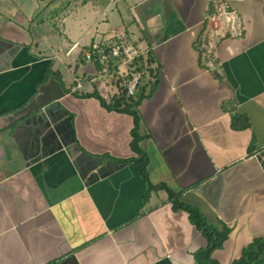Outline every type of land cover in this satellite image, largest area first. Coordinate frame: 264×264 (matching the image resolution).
Returning <instances> with one entry per match:
<instances>
[{"label": "crops", "instance_id": "1", "mask_svg": "<svg viewBox=\"0 0 264 264\" xmlns=\"http://www.w3.org/2000/svg\"><path fill=\"white\" fill-rule=\"evenodd\" d=\"M215 1L0 0V264H197L207 245L166 191L144 203L146 181L120 161L133 118L103 105L119 78L94 81L85 58L118 34L158 68L139 107L151 183L232 228L220 264L264 238V0H225L242 26L211 67L200 43Z\"/></svg>", "mask_w": 264, "mask_h": 264}, {"label": "trees", "instance_id": "2", "mask_svg": "<svg viewBox=\"0 0 264 264\" xmlns=\"http://www.w3.org/2000/svg\"><path fill=\"white\" fill-rule=\"evenodd\" d=\"M174 31L168 32V35H172ZM141 61L144 62L143 59ZM155 60L152 54L148 55L147 63L149 65V77L151 82V91L149 94H145L143 88L139 94L134 97L127 96V92L121 88L120 94L114 98L113 105L109 106L104 100L98 96L103 105L113 110H119L120 112L126 113L133 118V128L131 131V150L134 156L129 159H120L122 163L133 162L138 168V173L147 184V191L143 198V202L146 203L152 192L164 190L168 193L169 200L173 204L175 211L184 210L189 214L191 223L201 232L207 241V245L200 249L195 254L197 264H220L213 258V253L221 249L224 243L229 239V235L232 231L227 225H223L221 228L210 224L201 210L189 204H186L181 200V193L175 192L167 184L161 183L154 185L149 179L148 167L150 164V158L148 153L143 149L142 143L146 139L145 134L142 133V117L139 111V107L142 101L150 97L153 91L156 89L158 83V68L153 67ZM149 82V83H150ZM241 120H244V125L238 126ZM249 121L246 116H235L234 117V128H248ZM264 257V238L255 239L248 247L243 250L242 256L234 261L232 264H254L256 261ZM55 264V263H51Z\"/></svg>", "mask_w": 264, "mask_h": 264}, {"label": "built area", "instance_id": "3", "mask_svg": "<svg viewBox=\"0 0 264 264\" xmlns=\"http://www.w3.org/2000/svg\"><path fill=\"white\" fill-rule=\"evenodd\" d=\"M214 4L216 12L208 16L205 26L207 29L200 43L202 59L211 67L219 41L226 37L227 33L231 36L239 35L238 30L242 26L239 15L225 0H216ZM85 58L100 69V74L94 77V81L106 75H117L127 96H136L142 80L149 76L145 52L125 34H118L113 45L92 44L85 53Z\"/></svg>", "mask_w": 264, "mask_h": 264}, {"label": "rangeland", "instance_id": "4", "mask_svg": "<svg viewBox=\"0 0 264 264\" xmlns=\"http://www.w3.org/2000/svg\"><path fill=\"white\" fill-rule=\"evenodd\" d=\"M101 1H105V3L103 4V5H105V4H106V2H107L108 0H101ZM118 5H121V2H119L118 4H117V3H116V4H114V6H113L112 10H115V9H117ZM115 6H116V7H115ZM219 250H221V249H219ZM216 251H217V250H216ZM216 251H215V252H216ZM215 252H214V253H215ZM214 253H213V254H214Z\"/></svg>", "mask_w": 264, "mask_h": 264}]
</instances>
